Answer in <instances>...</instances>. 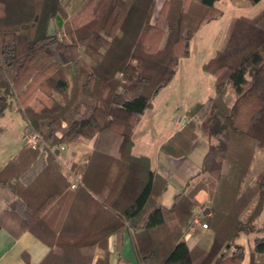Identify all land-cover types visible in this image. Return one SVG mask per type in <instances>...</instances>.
Returning a JSON list of instances; mask_svg holds the SVG:
<instances>
[{
  "label": "trees",
  "instance_id": "obj_1",
  "mask_svg": "<svg viewBox=\"0 0 264 264\" xmlns=\"http://www.w3.org/2000/svg\"><path fill=\"white\" fill-rule=\"evenodd\" d=\"M216 1L162 0L156 10V0H85L68 13L61 0H0V115L12 99L24 129L36 130L44 143L42 151L23 144L0 167V192L11 198L0 195L6 203L0 228L14 236L30 231L48 246L37 263L22 251L24 264H109L108 238L114 234L120 257L125 232L138 264H239L240 232L255 233L249 264H264L255 258L264 254V224H254L264 205V167L253 185L245 184L257 151L264 150V6L229 20L220 48L203 64L214 75V94L195 102L163 145L187 152L197 121L203 122L207 181L180 191L164 208L158 197L166 179L147 155L132 152L140 116L189 55L198 29L222 15ZM79 137L92 145L81 169L70 163L79 179L72 187L54 159L61 144ZM202 187L209 201L201 221L211 228L212 242L189 248L183 230Z\"/></svg>",
  "mask_w": 264,
  "mask_h": 264
},
{
  "label": "crops",
  "instance_id": "obj_2",
  "mask_svg": "<svg viewBox=\"0 0 264 264\" xmlns=\"http://www.w3.org/2000/svg\"><path fill=\"white\" fill-rule=\"evenodd\" d=\"M263 6L264 4L259 9H256L253 14L247 16H252L256 14ZM224 34L225 32L220 36L218 43L215 44V46L210 50V52H208L206 60L201 63V67L203 70H205L203 68V64L210 58H212L215 55L216 51L220 48L223 42ZM180 60L176 74L180 70ZM208 73L211 74L210 72ZM212 76L214 82V75ZM212 90L207 94L206 98L214 94V85L212 87ZM158 93L156 94V96L158 95ZM168 95H170V93ZM229 96L230 95L228 91L226 94V100L230 98ZM193 97L194 98H187L183 96L181 97L180 104L176 106L177 110H179V108L181 107L182 112L180 116H178V114H175L172 119L164 118L167 115V109L170 108L173 103L168 100H164L160 103L161 105H156V102L153 99L152 105L146 108L143 114L140 116L132 134V152L136 155H147L150 158L152 168L155 169L166 179V188L158 197V204L164 208H170L173 205L175 201V195L178 194L180 191L187 192L197 181H204L208 177L206 172L201 171L202 160L208 146V140L205 129L204 131H202L203 145L199 147L200 149L198 151H194V148L198 144L199 140L198 126L201 121H197V135L196 138L193 140L190 149L187 152L175 153L173 151L165 150L163 148V145L168 142L169 138L182 126L176 122L177 117H183L187 120L186 113L191 108V106L195 102L203 101L206 99H203L198 95ZM82 138L78 139L77 141H79L78 143L85 142L84 145L89 142L90 146L86 153L88 154L90 152L92 140L84 139L87 142L81 141ZM171 148L174 150L179 149L177 145H173V147ZM11 157H9L8 159H10ZM8 159L5 160L4 164L8 161ZM3 165H1L0 167H2ZM263 167L264 164L259 165L255 172L262 169ZM63 171L70 180H73L75 177L78 176L77 174L72 172L69 166L63 167ZM194 197L197 203L192 207V211L194 209L202 211V208L209 201V191L206 187L199 188L195 192ZM5 205V201L0 200V210H2ZM252 208L253 204L251 203L244 209L241 214V218L245 219L252 210ZM254 224L256 226H261L264 224V205L260 214L255 218ZM254 235L255 233L240 232L236 237L235 242L243 245L244 247V254L239 264H249L250 241ZM212 236L213 232L208 226L202 227L201 225H196L193 229H190V227L188 226L183 230V239L189 248L194 245H199L207 249L212 242ZM22 251H26L28 253L29 259L32 263H37L48 251V246L30 231H24L18 236H14L6 227L0 228V264H24V260L21 256ZM108 251L109 264H138L132 239L128 232H125L123 236L120 257L117 253L114 234H111L108 238ZM227 251L229 252L230 250ZM102 254L103 249L97 248L95 256H101ZM255 258L256 260L264 261V254H256Z\"/></svg>",
  "mask_w": 264,
  "mask_h": 264
},
{
  "label": "rangeland",
  "instance_id": "obj_3",
  "mask_svg": "<svg viewBox=\"0 0 264 264\" xmlns=\"http://www.w3.org/2000/svg\"><path fill=\"white\" fill-rule=\"evenodd\" d=\"M61 1L64 3L66 11L68 13H72L76 11L85 0ZM246 1L247 0H217L215 2V5L222 9V15L203 24L198 29V31L193 36L189 56L183 57L180 60L179 72L172 78L168 85L158 93V95L154 99L156 105H161L160 103L164 100H168L173 103H171V107L167 109L168 112L164 119H172L175 114H178V116H180L182 108L180 107L179 110H177L176 105L180 104L182 96L187 98H194L193 96L198 95L205 99L207 94L212 90L213 76L202 69L201 63L206 60L208 52H210L215 44L218 43L220 36L225 32V29H227L229 20L233 16L239 14L251 15L256 9H259L264 4V0H261L254 4ZM161 2L162 0H156V10H158V8L160 7ZM62 25L63 19L61 26ZM59 35L61 36L63 34L60 32ZM82 56L85 58L87 63H92L91 59L87 57L83 52ZM66 73L68 78L71 80L72 68L68 65H66ZM228 91L230 98H228L227 101L228 103H230L233 97L232 88L228 89ZM169 93L170 95H168ZM55 96L59 100H62L63 98L62 94L58 92L55 93ZM10 104L11 107L5 109L4 114L0 115V166L4 164L5 160L13 156L24 144L22 135L26 124L25 120L18 112L16 103L12 99ZM205 128V124L203 122H200L198 126L199 140L198 144L194 148V151H198L200 149L199 147L203 145L202 131H204ZM80 138L82 137H79L78 139ZM84 139L86 138H82L81 141H86ZM77 140L72 141L68 144H61V146L63 145L64 148H62L60 153L55 156L54 162L60 165L61 171L63 173V167H70L69 163H71L72 161L77 163V168L81 169L83 166V162L86 160V157L88 155L86 153L90 146L89 142L86 141L87 143L84 145L85 142L78 143L79 141ZM43 145L44 143L43 141H41L38 149L39 151H42ZM261 164H264V150L257 151L254 161L252 162V168L245 179V184L253 185L254 177L256 174L255 171ZM207 175L208 179L209 174ZM76 178H78V176L73 180H75ZM207 179H205L204 181H207ZM9 185L10 187H14L12 181H9ZM1 194H5L7 196V199H11L10 197H8L10 196L9 191L0 192V195Z\"/></svg>",
  "mask_w": 264,
  "mask_h": 264
},
{
  "label": "built area",
  "instance_id": "obj_4",
  "mask_svg": "<svg viewBox=\"0 0 264 264\" xmlns=\"http://www.w3.org/2000/svg\"><path fill=\"white\" fill-rule=\"evenodd\" d=\"M176 122L179 125H183L186 122V119H184L183 117H177ZM22 139H23V143L26 147L31 148V149H36L39 148L42 138L40 136V134L32 129V128H26L24 129L23 135H22ZM61 149L64 148V146H60ZM78 178H76L71 186L74 187L76 185V183L78 182ZM201 215H202V211L200 210H193L192 211V215H191V223L189 225L190 229L195 228L196 225H201L202 227H207L206 223L201 221Z\"/></svg>",
  "mask_w": 264,
  "mask_h": 264
},
{
  "label": "water",
  "instance_id": "obj_5",
  "mask_svg": "<svg viewBox=\"0 0 264 264\" xmlns=\"http://www.w3.org/2000/svg\"><path fill=\"white\" fill-rule=\"evenodd\" d=\"M56 19H57V25L61 26V23H62L61 16L60 15H56Z\"/></svg>",
  "mask_w": 264,
  "mask_h": 264
}]
</instances>
